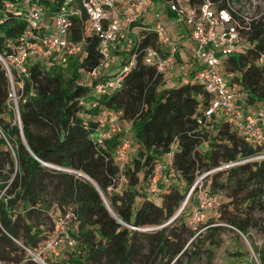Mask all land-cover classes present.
<instances>
[{
    "label": "trees",
    "instance_id": "1",
    "mask_svg": "<svg viewBox=\"0 0 264 264\" xmlns=\"http://www.w3.org/2000/svg\"><path fill=\"white\" fill-rule=\"evenodd\" d=\"M8 1L12 0H0V55L11 52L25 27L14 8L5 10ZM82 1L40 0V4L48 15L65 4L67 9L77 7L85 19ZM163 1L159 0V4ZM183 1L190 7L206 2L226 7V0ZM72 20L75 23L72 38L77 40L80 20L77 17ZM150 26H142L138 41L121 63L127 64L134 55V66L114 90L101 95L95 93L94 86L111 76L90 77L92 82L88 85L79 82L83 80L81 71L88 74L99 65L96 39L80 59L55 53L63 60L60 61L66 66L63 69L56 63L55 67L32 63L28 77L14 80L22 82L17 102L20 125L8 101L9 80L0 63V171L12 167L11 147L19 167L12 189L19 188V192L8 207L24 211L13 218L4 211L1 213L0 260L13 262L15 258L10 249L15 242L4 232L17 240L24 230L25 243L35 247L52 230L53 218L68 211L75 217V237L80 246L78 256H72L64 264H171L177 256L172 264H192L199 259V246L194 244L188 252H182L183 245L177 238L176 228L184 225L185 208L161 229L155 232L143 229L164 225L177 214L196 173L205 174L224 164L263 154L264 150L248 145L226 120L217 123L220 118H206L205 109L212 95L202 85L193 83L196 70L186 83L170 89L164 87L163 75L143 61V50L147 47L164 49L160 48L157 35L144 29ZM245 37L252 46L245 54L229 58L226 71L238 86L241 104L248 110H256L257 104L264 101V63L258 62L264 52V16L250 23ZM104 111L129 126L136 146L135 154L123 169L115 160L117 146L109 140L99 143V123L90 120ZM169 153L172 158L169 163L166 161L168 169L179 175L182 185L172 186L160 197L158 205L146 197L144 190L149 191L154 169L165 164L163 159ZM78 174L87 176L95 186ZM121 177L126 184L117 192ZM206 177L211 191L217 187L252 189L241 201L238 214L243 212L242 216L227 220L241 234L248 235L253 208L263 205L264 161L238 164ZM165 180L164 174L158 184ZM158 189L159 185L155 191ZM197 192L195 189L188 201ZM52 206L58 211L54 212ZM207 233L212 238L209 245H213L215 234L212 229ZM256 254L259 263L264 264V248L256 249Z\"/></svg>",
    "mask_w": 264,
    "mask_h": 264
},
{
    "label": "built area",
    "instance_id": "2",
    "mask_svg": "<svg viewBox=\"0 0 264 264\" xmlns=\"http://www.w3.org/2000/svg\"><path fill=\"white\" fill-rule=\"evenodd\" d=\"M82 2L85 19L82 17L81 9L77 7L67 9L66 4L53 15H48L42 8L40 0H12L5 3V10L14 8L25 23L23 32L11 47V52L0 55V63L10 84L15 78L28 77V67L32 63L47 61L55 53L60 52L68 57H83L86 47L93 39L98 41L100 61L99 65L87 75L92 78L101 76L103 69L112 63V53L117 46H121L129 36L133 41L132 46L138 41L139 31L142 28L141 19L148 13V7L153 0H83ZM163 2L166 4L163 12L171 14L173 22L169 21L164 27L159 23L161 12L158 10L152 13L158 22L144 29L154 32L161 45L160 48L164 49L163 51L151 47L144 49V63L153 66L158 73L165 76L175 61L181 57V51H185L188 58L197 63L193 83L202 85L212 95L205 109L206 118H223L248 145L264 150V112L248 110L246 105L241 104L237 93L238 86L231 81L232 74L229 75L226 71L229 58L245 54L252 46L245 34L250 30V23L257 21L264 16V13L255 16L245 13L244 5L251 3V0H226L224 8H219L210 2L198 7H190L183 0ZM72 17L80 20L77 40L72 38L75 31ZM167 28L171 29V33ZM183 40L189 42V48H186ZM258 62L264 63V52L260 54ZM134 63V55H132L129 62L122 65L117 73L107 74L111 77L94 86L95 93L101 95L106 91L114 90ZM13 111L17 124L20 125L16 103ZM102 114L113 115L107 111ZM106 135L108 136L107 133ZM97 140L101 143L99 138ZM130 149L129 140L122 139L116 147L115 160L123 161ZM9 154L13 160L11 169L0 171V218L3 211L10 218L20 212L19 208L8 207L9 202L14 200L19 192V188L12 189V183L19 174V167L11 147ZM171 158L172 153L166 155L168 163ZM255 158L260 159L257 161H264V153L239 162L224 164L205 173L204 177L238 164L254 162ZM168 163L158 164L154 169L150 185L152 191L156 190L159 180L168 169ZM197 187H201L198 182L190 188L184 205ZM197 198V207L192 210V216L200 220L204 217V211L212 207L215 197L200 191ZM70 216L75 220L72 213L65 216L56 215L53 218L52 230L38 243V246L20 245L31 262L49 264V255L56 258L64 248L77 246L76 237H71L67 230L66 220ZM74 229H77L75 223ZM4 233L18 244L17 240Z\"/></svg>",
    "mask_w": 264,
    "mask_h": 264
},
{
    "label": "rangeland",
    "instance_id": "3",
    "mask_svg": "<svg viewBox=\"0 0 264 264\" xmlns=\"http://www.w3.org/2000/svg\"><path fill=\"white\" fill-rule=\"evenodd\" d=\"M165 5L166 4L164 2L159 4V0L150 4V6L148 7V13L141 19V26L153 25L157 23L158 21L156 20L155 15H153L152 13L158 10L159 12H161V20L159 21L161 25L166 27L169 21L173 22V17H171L166 11L163 12V8L165 7ZM243 9L245 13L251 16L264 13V0H251V3H246ZM167 30L171 33V29L167 28ZM183 41L186 45V48H189V42L187 40ZM132 42V38L129 36L123 41V44L121 46H117L113 50L111 59L112 63L108 64L107 67L103 69V71L100 73L101 77H104L109 73L114 75L118 71V69L121 68L123 59L128 56L132 49ZM59 59L60 55L54 54L52 55V58L42 62V65L49 67L53 64L52 66L55 67V65L57 64L60 65L62 69L65 68L66 66L64 65V62H60L63 60ZM181 59L183 62L182 65H179L176 69L174 68L168 71L166 75L163 76L164 87L166 89L174 88L179 86L180 84L186 83L191 72L196 70L197 63L191 58H188L185 51H181ZM261 64H263V62L260 63V65ZM81 72L83 80L79 82L86 85L90 84V82H92V79L87 75V73L83 71ZM227 79L229 80V77ZM14 80L12 81V84L9 83L10 95L8 99L10 104L13 106L19 101V98L21 97V94L19 92L22 90V82H16ZM248 106L250 109H254V106H250L249 104ZM256 109L257 110L255 111L264 112V101L258 103ZM112 119L113 121H111ZM90 120L99 123V128L102 134L100 133L98 138L99 140H101V143L109 140L113 141L117 146L118 144H116V142L118 140H129L132 147L127 157L123 161H116L118 166L123 169L131 160V157L135 154L136 148V146L133 144L129 126L115 115H103L102 113H100L98 116L91 117ZM216 121L217 123H221L224 120L223 118H220L216 119ZM106 133L108 134V136L106 135ZM95 137L97 136L95 135ZM258 159L259 158H255L254 161L257 162ZM166 161L167 159L164 158L163 162L166 163ZM165 177V182H161L158 184L160 189H158L157 191H152L151 189H149V191L148 189L144 190L146 197L155 201L158 205L161 204L160 197L168 193L169 189L172 186H177V184H179V186L182 185V180L179 178V175L171 169L166 170ZM206 178L207 177H204L203 173H196V180L194 183L198 182L199 186L201 187L196 188L198 192L196 194H193L192 199L190 201H187L184 205V202L190 191L189 189L186 192L184 201L181 205V207L183 206V208H185L183 214L184 225L178 226L176 228V231L177 238H179V244L183 245L182 252H188L194 244L195 246L197 245L200 247L201 252L199 255V259L193 261L192 264H260L258 261V255L256 254V249L262 250L264 248V196H262L261 198L263 203L262 207L253 208L251 225L248 227V235L245 236L237 231L234 227L230 226L227 223V220L235 215H239L238 212L240 211L239 208L241 201H243L244 198L248 197L251 194L252 189L249 187L242 190H224L217 187L215 191H211L209 187L210 181ZM125 184V178L121 177L116 191L121 192V189L124 188ZM202 189H204L212 197H215V201L210 209L204 211V217L200 220H197L192 216V210L197 207V196L199 192L202 191ZM52 210L54 212L58 211L56 206H52ZM20 212H24L23 208L20 209ZM70 213L71 212L68 211L65 215H69ZM242 214L243 212L239 216H242ZM73 221L74 220L71 219V216L66 220L67 230L69 231L70 236L74 238L76 236L75 232L77 231V229H74ZM164 225L145 228L143 229V231L155 232L156 230L164 227ZM21 229H23L22 224ZM210 229H212L213 233L215 234L216 242L213 243V245H209V243L212 242V238L210 235H208L207 231ZM23 232L24 230H21L20 235L22 238H16L18 244L15 243L10 246V249L12 250V256L15 257L14 261L9 262L6 260H0V264H34L25 256L22 248L20 247V245H27L23 238ZM200 237L202 238L199 240ZM36 246H38V244ZM79 246L80 245L77 244V246L73 248H64L61 254L56 258H53L51 255H49V264H64V262H68L72 256L76 258V256H78L76 254L78 252L77 250ZM177 258L178 256L174 259V261Z\"/></svg>",
    "mask_w": 264,
    "mask_h": 264
},
{
    "label": "water",
    "instance_id": "4",
    "mask_svg": "<svg viewBox=\"0 0 264 264\" xmlns=\"http://www.w3.org/2000/svg\"><path fill=\"white\" fill-rule=\"evenodd\" d=\"M79 176H81L83 179H85L86 181H88L89 183H91L93 186H95V184L87 177V176H85V175H83V174H78ZM100 196L102 197V199H103V202H104V204H105V206L107 207V209H108V206H107V204H106V201L104 200V198H103V196H102V194L100 193ZM109 210V209H108ZM183 210V206L180 208V211H178L177 212V214L168 222V223H166V225L167 224H169V223H171L176 217H178V215L181 213V211ZM165 226V225H164Z\"/></svg>",
    "mask_w": 264,
    "mask_h": 264
},
{
    "label": "crops",
    "instance_id": "5",
    "mask_svg": "<svg viewBox=\"0 0 264 264\" xmlns=\"http://www.w3.org/2000/svg\"><path fill=\"white\" fill-rule=\"evenodd\" d=\"M180 59H181V57H180L178 60L175 61V63H174V65L172 66L171 70L174 69V68L176 69L179 65H182V64H183V63L181 62L182 60L180 61Z\"/></svg>",
    "mask_w": 264,
    "mask_h": 264
}]
</instances>
